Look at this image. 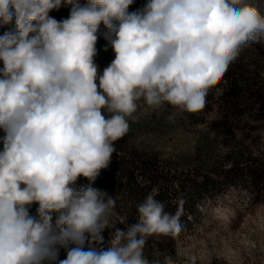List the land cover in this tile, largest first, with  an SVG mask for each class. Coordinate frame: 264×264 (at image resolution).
I'll use <instances>...</instances> for the list:
<instances>
[{
    "label": "clouds",
    "instance_id": "clouds-1",
    "mask_svg": "<svg viewBox=\"0 0 264 264\" xmlns=\"http://www.w3.org/2000/svg\"><path fill=\"white\" fill-rule=\"evenodd\" d=\"M132 4L0 0V25L15 22L0 36V264H53L60 248L59 264H176L171 255L150 261L144 249L151 237L181 234L183 198L171 213L149 194L137 223L116 228L111 246L97 251L91 245L113 228L116 202L76 181L94 182L109 166L141 98L154 108L204 109L241 49L264 41V15L246 0H147L129 12ZM62 6L70 14L57 21L49 13ZM98 33L115 54L102 73ZM197 259L187 255L186 264Z\"/></svg>",
    "mask_w": 264,
    "mask_h": 264
},
{
    "label": "rangeland",
    "instance_id": "rangeland-1",
    "mask_svg": "<svg viewBox=\"0 0 264 264\" xmlns=\"http://www.w3.org/2000/svg\"><path fill=\"white\" fill-rule=\"evenodd\" d=\"M84 2L81 0V4ZM246 2L264 15V0ZM146 3L147 0H133L129 12ZM69 14L70 7L63 6L49 13L57 21L68 18ZM14 29V21L0 25V36ZM105 30L101 24L100 33ZM106 45L107 41L98 33L94 61L100 73L115 56L111 46L104 51ZM0 67H3L2 61ZM217 88L222 89V94H217ZM103 114L111 115L106 110ZM226 117L229 128L219 130L213 122ZM126 119L129 144L157 153L173 166L208 171L222 164L227 168L237 164L256 165L264 159V41L241 49L221 81L209 90L201 111L188 113L167 103L154 108L141 98L136 111ZM3 136L0 129V137ZM240 180L202 198L198 204L202 210L199 219L178 237L149 238L153 241H147L145 248L156 251L152 260L166 254L171 255L176 264H186L187 255L194 254L198 257L197 264H264V182L255 186L243 178ZM37 208L38 204H32L30 214L36 216ZM109 221V227H121V230L135 224L125 210L120 211L116 206ZM113 228L104 230L102 244L93 243L91 247L97 251L107 250L111 246ZM245 241L254 242L255 247L247 246ZM88 246L86 243L85 248ZM66 255L67 250L60 248L53 264H59Z\"/></svg>",
    "mask_w": 264,
    "mask_h": 264
},
{
    "label": "trees",
    "instance_id": "trees-1",
    "mask_svg": "<svg viewBox=\"0 0 264 264\" xmlns=\"http://www.w3.org/2000/svg\"><path fill=\"white\" fill-rule=\"evenodd\" d=\"M213 123L219 130L229 128L227 117ZM113 143L117 151L113 153L109 166L100 170L94 182H90L83 176L78 177L75 186L91 184L93 188L106 192L115 199V206L120 211L125 210L134 223H137L138 219L137 205L149 194L164 202L165 210L171 213L176 212L178 199L183 198L186 202L183 206L181 222L185 230L191 227L202 214V210L198 208L202 198L215 194L229 183L237 184L242 178L245 179L243 181L255 186L264 182L263 158L256 165L237 164L227 168L222 164L218 169L201 171L173 166L169 160L163 159L157 153L132 147L126 134ZM116 228L121 229V227H115L112 233ZM154 253L156 251L152 249L147 247L144 249V255L150 261ZM165 256L167 255L155 259L163 261Z\"/></svg>",
    "mask_w": 264,
    "mask_h": 264
}]
</instances>
